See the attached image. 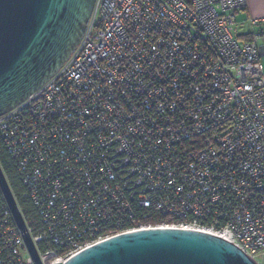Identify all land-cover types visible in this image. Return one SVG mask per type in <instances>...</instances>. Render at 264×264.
<instances>
[{
  "label": "built area",
  "instance_id": "1",
  "mask_svg": "<svg viewBox=\"0 0 264 264\" xmlns=\"http://www.w3.org/2000/svg\"><path fill=\"white\" fill-rule=\"evenodd\" d=\"M245 2L94 0L61 65L0 114L42 264L148 227L264 248V28L234 34ZM0 264H34L1 192Z\"/></svg>",
  "mask_w": 264,
  "mask_h": 264
},
{
  "label": "water",
  "instance_id": "2",
  "mask_svg": "<svg viewBox=\"0 0 264 264\" xmlns=\"http://www.w3.org/2000/svg\"><path fill=\"white\" fill-rule=\"evenodd\" d=\"M94 0H0V114L41 85L82 35ZM264 54V53H262ZM0 192L34 264H42L0 165ZM49 264H258L211 232L180 227L135 229Z\"/></svg>",
  "mask_w": 264,
  "mask_h": 264
},
{
  "label": "crops",
  "instance_id": "3",
  "mask_svg": "<svg viewBox=\"0 0 264 264\" xmlns=\"http://www.w3.org/2000/svg\"><path fill=\"white\" fill-rule=\"evenodd\" d=\"M257 19L255 24L250 23L249 19ZM235 27L237 32L235 31ZM264 28V0H246L244 8L235 14L233 25L234 34L239 39H244L253 29ZM259 59L264 68V37L258 41ZM260 264H264V248L256 253Z\"/></svg>",
  "mask_w": 264,
  "mask_h": 264
},
{
  "label": "trees",
  "instance_id": "4",
  "mask_svg": "<svg viewBox=\"0 0 264 264\" xmlns=\"http://www.w3.org/2000/svg\"><path fill=\"white\" fill-rule=\"evenodd\" d=\"M247 36H245V38ZM0 165L9 182L12 192L17 199L18 204L26 208V211L23 212L26 224L31 226L35 233L39 232L41 230V221L35 211L31 208L30 202L27 199L21 198L17 195L18 192L22 190V185L16 172L14 160L8 155L2 144H0ZM158 221L159 217H155L153 220V222ZM44 245V242L38 243V246L41 248H44Z\"/></svg>",
  "mask_w": 264,
  "mask_h": 264
},
{
  "label": "rangeland",
  "instance_id": "5",
  "mask_svg": "<svg viewBox=\"0 0 264 264\" xmlns=\"http://www.w3.org/2000/svg\"><path fill=\"white\" fill-rule=\"evenodd\" d=\"M237 30H240L241 31V29H237L236 27H235V31L237 32ZM254 260H256L258 263H259V261H258V258L257 257H254Z\"/></svg>",
  "mask_w": 264,
  "mask_h": 264
}]
</instances>
